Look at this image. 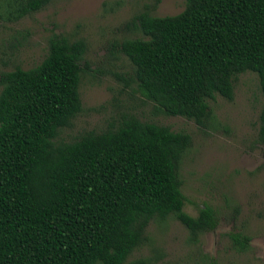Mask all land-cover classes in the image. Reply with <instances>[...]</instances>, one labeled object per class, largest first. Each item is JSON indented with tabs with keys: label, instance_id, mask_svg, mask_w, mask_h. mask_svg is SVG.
I'll return each mask as SVG.
<instances>
[{
	"label": "trees",
	"instance_id": "obj_1",
	"mask_svg": "<svg viewBox=\"0 0 264 264\" xmlns=\"http://www.w3.org/2000/svg\"><path fill=\"white\" fill-rule=\"evenodd\" d=\"M53 1L0 0V24ZM183 1L177 15L136 14L126 26L141 37L114 46L156 113L204 128L208 102L232 101L238 75L256 74L264 98V0ZM85 52L83 40L54 34L39 64L0 74V264H126L153 222L177 220L194 243L219 224L208 205L195 217L183 210L189 134L123 113L103 132L56 141L83 111ZM257 141L264 146V109ZM229 238L234 251L249 250V236Z\"/></svg>",
	"mask_w": 264,
	"mask_h": 264
},
{
	"label": "rangeland",
	"instance_id": "obj_2",
	"mask_svg": "<svg viewBox=\"0 0 264 264\" xmlns=\"http://www.w3.org/2000/svg\"><path fill=\"white\" fill-rule=\"evenodd\" d=\"M183 0H56L16 23L0 24V74L20 67L30 69L44 58L49 38L83 40L79 95L83 111L62 129L57 142H71L86 132L100 133L123 113L141 121L191 136L192 144L179 167L184 212L197 216L204 205L215 210L219 224L198 242L175 219L153 222L142 246L126 264L151 259L154 264H264V146L258 143L264 109L256 74L246 72L233 82V99L209 101L212 120L201 128L181 117L156 113L133 81V68L116 43L140 38L126 24L147 11L173 16ZM1 90V87H0ZM250 237L245 253L232 249L230 234Z\"/></svg>",
	"mask_w": 264,
	"mask_h": 264
}]
</instances>
